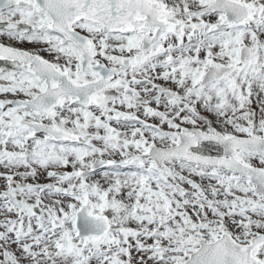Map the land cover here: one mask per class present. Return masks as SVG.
Segmentation results:
<instances>
[{"label":"snow or ice","instance_id":"1","mask_svg":"<svg viewBox=\"0 0 264 264\" xmlns=\"http://www.w3.org/2000/svg\"><path fill=\"white\" fill-rule=\"evenodd\" d=\"M0 264H264V0H0Z\"/></svg>","mask_w":264,"mask_h":264}]
</instances>
